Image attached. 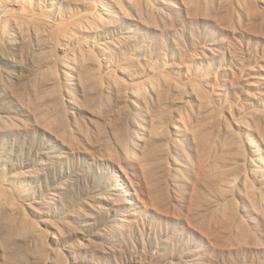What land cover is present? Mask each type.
I'll use <instances>...</instances> for the list:
<instances>
[{
    "label": "rangeland",
    "instance_id": "obj_1",
    "mask_svg": "<svg viewBox=\"0 0 264 264\" xmlns=\"http://www.w3.org/2000/svg\"><path fill=\"white\" fill-rule=\"evenodd\" d=\"M0 229V264H264V0H0Z\"/></svg>",
    "mask_w": 264,
    "mask_h": 264
},
{
    "label": "bare ground",
    "instance_id": "obj_2",
    "mask_svg": "<svg viewBox=\"0 0 264 264\" xmlns=\"http://www.w3.org/2000/svg\"><path fill=\"white\" fill-rule=\"evenodd\" d=\"M101 10H103V8L100 9V12H101ZM96 11H97V10H95L94 12H92V11L90 12V13H92V17H91V18H94V19L96 18V19H97V17H100L99 15H101V14L97 13ZM127 203H128V204H131V203H132V202H131V199H130V201H128ZM0 230H1V229H0Z\"/></svg>",
    "mask_w": 264,
    "mask_h": 264
}]
</instances>
